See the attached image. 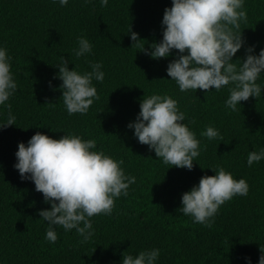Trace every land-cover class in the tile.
<instances>
[{
  "label": "trees",
  "instance_id": "obj_1",
  "mask_svg": "<svg viewBox=\"0 0 264 264\" xmlns=\"http://www.w3.org/2000/svg\"><path fill=\"white\" fill-rule=\"evenodd\" d=\"M172 0H0V44L12 57L11 70L18 89L7 103L15 124L0 128V264H120L124 251L133 255L158 247L157 264H258L264 247V159L247 164L251 150L264 147V90L260 97L241 101L237 109L224 101L228 86L213 89L179 90L166 72L169 60L152 58L141 46L150 48L162 39V17ZM247 21L240 29L245 44L233 56L243 59L245 48L264 47V0H245ZM131 31L141 39L133 44ZM86 36L93 50L76 57V38ZM78 71L90 70V62L102 61V81H93L99 99L87 113L69 114L61 90L49 87L62 81L59 57L68 58ZM264 82V73L257 81ZM167 93L186 113L185 122L195 131L201 151L191 170L164 164L154 150L142 144L127 128L139 112L144 95ZM9 109L0 106V120ZM213 125L222 134L201 136ZM37 131L54 138L65 133L95 138L97 149L117 159L126 173L136 176L128 194L115 200L110 215L90 219L95 232L83 241L75 229L56 225L58 239H45L47 222L39 209L50 208L34 182L22 180L14 168L18 142ZM221 165L234 177L245 178L247 195L225 201L211 226L194 222L181 213V194L211 168Z\"/></svg>",
  "mask_w": 264,
  "mask_h": 264
},
{
  "label": "clouds",
  "instance_id": "obj_2",
  "mask_svg": "<svg viewBox=\"0 0 264 264\" xmlns=\"http://www.w3.org/2000/svg\"><path fill=\"white\" fill-rule=\"evenodd\" d=\"M67 5L69 0H58ZM90 0H85V3ZM107 6L109 0H99ZM245 0H172L166 6L162 17V39L152 42L150 48L141 46L152 58H166L173 49L178 50L169 60L166 72L181 92L189 89L219 91L228 86L229 95L225 105L235 111L241 101L260 97L264 82L258 83L264 73V47L255 52V45L245 48L244 58L233 56L245 44L240 29L247 21ZM132 41L138 43V33L129 28ZM77 46L72 50L76 57L86 56L93 50L92 42L86 36L76 38ZM12 57L8 49L0 44V106L9 109L0 128L15 124L16 116L11 111L9 98L18 89L17 80L11 70ZM68 58L59 57L55 66L58 72L54 79L62 82L49 87L59 88L67 112L87 113L99 94L93 81H102L105 72L102 61L90 62V70L78 71ZM139 112L127 128L142 144L154 150L164 164L193 168L194 158L201 151V142L185 122L186 113L178 101L167 93L153 92L144 95L139 103ZM201 136L223 141L219 129L206 126ZM14 168L22 180L34 182L50 208L39 209V216L47 222L45 239L55 242L58 234L54 226L65 231L75 229L83 241L93 237L95 229L90 219L97 214L110 215L116 198L126 196L136 176L126 173L121 166L123 159H117L97 149L95 138L84 139L81 135L65 133L54 138L44 132H35L27 142H18ZM264 159V147L251 150L247 164ZM214 175L204 174L198 183L181 194L178 210L190 216L194 222L211 226L220 206L235 195H247L249 184L243 177L236 178L221 165L209 167ZM258 264H264V247H261ZM158 247L146 248L133 255L124 251L120 264H157L160 255ZM247 264L251 258L245 257Z\"/></svg>",
  "mask_w": 264,
  "mask_h": 264
}]
</instances>
